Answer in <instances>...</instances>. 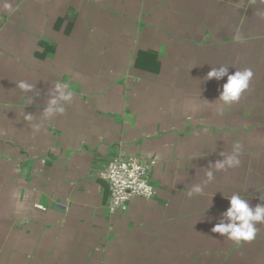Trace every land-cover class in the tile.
Segmentation results:
<instances>
[{
  "label": "crops",
  "instance_id": "obj_1",
  "mask_svg": "<svg viewBox=\"0 0 264 264\" xmlns=\"http://www.w3.org/2000/svg\"><path fill=\"white\" fill-rule=\"evenodd\" d=\"M221 65L253 73L228 105ZM57 83L72 97L46 116ZM119 154L155 158L158 195L111 215ZM233 193L264 203V0H0V264H264V223L211 230Z\"/></svg>",
  "mask_w": 264,
  "mask_h": 264
},
{
  "label": "clouds",
  "instance_id": "obj_2",
  "mask_svg": "<svg viewBox=\"0 0 264 264\" xmlns=\"http://www.w3.org/2000/svg\"><path fill=\"white\" fill-rule=\"evenodd\" d=\"M3 7L9 13L14 11L10 3H4ZM252 75L251 69L230 73L229 67L221 65L219 67H212L207 72L206 78L207 80L216 79L220 81L221 78L227 77L226 82L221 85L219 99L228 105L239 100L241 94L248 88ZM18 87L25 91H30L32 88L31 85L23 81L18 84ZM71 97V91H66L65 85L57 83L54 87L53 95L44 109L45 115L51 116L56 112H62L63 107L58 105H60L61 101L70 100ZM25 119L31 120V114L26 115ZM35 127L37 130L39 129V125ZM239 148L240 145L236 144L233 147L232 153L227 155L221 154L223 156L222 159H218L214 163L210 162L208 170L205 173L207 179L203 182V185H193L187 193L188 196L202 194L204 186L213 181L215 172L238 167L240 165ZM227 200L228 207L220 211L219 216L215 218L217 223L212 227V232L226 235L229 239L237 242L241 240L251 241L255 238L258 231L256 224L264 223V203L253 207L239 193H233Z\"/></svg>",
  "mask_w": 264,
  "mask_h": 264
},
{
  "label": "built area",
  "instance_id": "obj_3",
  "mask_svg": "<svg viewBox=\"0 0 264 264\" xmlns=\"http://www.w3.org/2000/svg\"><path fill=\"white\" fill-rule=\"evenodd\" d=\"M155 161V158L140 160L134 156L119 154L108 162L101 171V177L110 185L106 205L109 214L115 215L125 211L132 198L151 199L158 195V190L149 176Z\"/></svg>",
  "mask_w": 264,
  "mask_h": 264
},
{
  "label": "water",
  "instance_id": "obj_4",
  "mask_svg": "<svg viewBox=\"0 0 264 264\" xmlns=\"http://www.w3.org/2000/svg\"><path fill=\"white\" fill-rule=\"evenodd\" d=\"M98 182L102 185L103 187V199H102V203L104 205L107 204L108 202V198H109V195H110V185L108 183V181H106L105 179L103 178H99L98 179Z\"/></svg>",
  "mask_w": 264,
  "mask_h": 264
}]
</instances>
